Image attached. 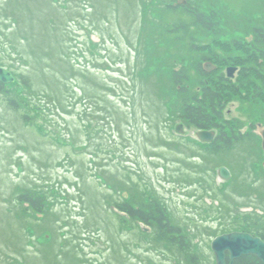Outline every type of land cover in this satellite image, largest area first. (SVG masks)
<instances>
[{"label": "rangeland", "instance_id": "1", "mask_svg": "<svg viewBox=\"0 0 264 264\" xmlns=\"http://www.w3.org/2000/svg\"><path fill=\"white\" fill-rule=\"evenodd\" d=\"M50 1L0 0V63L27 78L34 90L28 98L23 95L33 103L30 125L23 112L0 97V245L14 254L7 247L13 246L10 236L26 229L13 214L16 191L37 188L48 192L52 212L45 222L33 224L27 264H52L59 246H67L61 251L64 264H78V259L82 264H188L184 255L149 248L141 234L124 230L113 205L123 203V195L129 198L121 191L125 180L148 187L165 203L189 232L200 264H218L215 238L234 231L241 223L238 215L249 213L259 222V214L252 213L258 207L240 208L245 191L256 183L257 160L249 156L256 155L259 144L252 138L229 150L221 146L216 154L197 130L178 121L167 124L178 99L170 72L190 69L193 98L207 80L191 69L200 59L191 50L195 44L212 58L205 69L217 72L215 83L230 67L238 68L240 74L230 82L238 89L223 90V116L231 124L227 132L243 130L253 137L257 123V134L263 133L264 101L255 102L254 95L258 91L264 98V79L254 74L258 65L249 50L241 47L234 55L232 47L235 39L244 40L242 31L253 26L251 20H261V0H188L215 19V34L193 26L181 10L166 11L162 4L169 0H74L69 24L56 20ZM178 24L190 30L174 38ZM218 56L226 63L219 65ZM156 94L168 97L164 109ZM225 164L237 174L233 187L226 188L220 172ZM243 181L248 186L234 194ZM254 197L251 193L248 199ZM45 247L57 248L55 255L47 250L35 256ZM5 262L0 257V264Z\"/></svg>", "mask_w": 264, "mask_h": 264}, {"label": "trees", "instance_id": "2", "mask_svg": "<svg viewBox=\"0 0 264 264\" xmlns=\"http://www.w3.org/2000/svg\"><path fill=\"white\" fill-rule=\"evenodd\" d=\"M70 1L72 2L70 3ZM167 2L168 3L162 4L166 11L177 12L178 10H181L193 20V26L197 27L200 30H207L208 32H213L214 34L216 33L217 24L215 22V19L207 16L206 12L202 11L197 6L192 5L188 0L186 4L182 5L179 4L178 0H169ZM75 3L76 1L74 0H52L48 4V6H50L49 11L53 12L56 15V20L59 19V21H65L66 24H69V22L67 21L69 18L68 12H70V6ZM93 7H95V5H93ZM61 14L64 15V18H62ZM18 16H14V18L12 19L13 22L15 20L17 22L19 21ZM70 17L72 18L74 16L70 13ZM52 21L56 24V26H58V22H55V19H53ZM55 24L53 25L55 26ZM153 26H155V23H153ZM175 28L176 29L174 31L172 30L171 32L172 35L175 36L174 38H179L178 35H181L183 33L187 34L190 30V28H188L187 26L183 27L181 24H178L177 26H175ZM167 30L169 29L167 28ZM263 45L264 39L262 40V46ZM57 50L60 51V48L58 47ZM191 50L196 51V54L200 57V59L195 64L193 63L191 65V69L192 71L198 72L200 77L207 79L205 82L206 84H203V88H201L200 93L196 97L192 98L189 95L190 90L188 87L190 86V69L188 67H182L180 71L174 70L170 72V81L173 85V88L171 89L173 91V94L176 93L178 99L174 103L175 112L170 113L168 117L165 118L166 123L171 124L172 122L176 123L178 121L181 124H185V126L197 129L198 131H219L224 128L222 126V122L225 120L223 116V99L225 96L223 97L219 92V87L221 85L220 80L217 79L219 83H215L214 78L216 77L215 75H217V72L210 73L208 71H205L204 69V64L213 61L212 58L204 56L201 53V50L198 49V46L196 44L191 48ZM173 62H175L176 64H183V62L177 60ZM256 63L258 66H261L258 62ZM0 66L5 67L1 63ZM255 66L256 65H254V67ZM255 70L258 71L257 69ZM11 74L16 80V83L5 86L0 82V97L4 96L5 101L7 100V103H9L10 109L14 110L17 113L23 112L24 122L27 125H30L33 119L31 117V114L32 112H34L31 110L33 103L32 100H27L26 102L23 99V95L25 96V94H27L28 98L29 94L34 92L33 86L27 78L24 79L23 77H20L18 75L16 76V74H14L13 72H11ZM135 75L136 77L139 76V74L137 73ZM21 88H23L22 91H24V94L20 91ZM44 95H47L46 97L48 99L49 97L54 96L52 94ZM156 96L159 97V103L161 105V108H163V105H166L168 102V97H161L157 94ZM154 104H156V102H154ZM26 111H28L29 115L28 113H26ZM226 134V132H222L221 136L217 138L218 142L223 138H227ZM233 146L234 144L228 145L227 147L228 149H231ZM214 153L219 154L221 153V151L215 149ZM129 177L131 179L132 176L129 175ZM123 181L120 184L121 191L125 189L124 193L128 194L129 198L127 197L128 200L127 198L125 199L123 195V203H115L113 207L116 211L115 215L118 218V222L123 226L124 230H128L134 235L141 234L142 238L150 244L148 245L149 248H158L157 250L159 251V248L164 247V249L168 251L172 250L180 253L181 255H184L188 264H200L199 257L194 250L193 243L192 241H190L189 232L183 230V228L177 224L176 217L174 219L173 216L168 213V208H166L165 203L161 201L160 198L156 197L148 189V187L145 186L143 189L140 183H136V185L134 184V186H131L128 185L125 180ZM111 188V190L113 191H120L116 188ZM16 193L17 194L14 198V204L17 205V208L15 210V213H12L16 215V218L20 219L22 226H26V229L23 228L21 235L12 232V235L10 236V242L13 246L7 247L14 249V254L7 252L5 250L6 248L0 245V257H3L6 260V264H27L25 260L29 256L27 254V249L29 246L34 244L33 239H35V235L33 233L31 234V229H35V226L33 224H38L39 222L43 221L45 222V217L51 215L50 213L52 212V202L48 196V192L45 191V189L43 190L36 188L33 190H26L24 192L16 191ZM147 228L151 231L146 232L145 230ZM238 228L242 229L241 227ZM245 228L246 232L253 233L250 227L245 226ZM24 231H27L30 237L27 233L26 237H24ZM256 233L257 236L261 237L260 230H258ZM59 247L62 248V252L64 249H67L65 248L67 246ZM45 248L46 249L44 251L42 250V248H38V251L35 252L37 253L35 256L41 258V254L43 253L42 255H44V252H46L47 250H50L49 256L51 255V253L53 256L55 255L54 252L57 250V248ZM61 251L59 252L58 257H56L58 258V260L50 259V262L52 264H64V259L62 258L64 254H62ZM116 252L117 251L114 249L113 254H116ZM65 256L70 259L73 258L70 254H67ZM245 261L248 264H262L255 258H249ZM77 262L78 264H82L79 262V259L77 260ZM241 262L243 261H239L238 263L241 264Z\"/></svg>", "mask_w": 264, "mask_h": 264}, {"label": "flooded vegetation", "instance_id": "3", "mask_svg": "<svg viewBox=\"0 0 264 264\" xmlns=\"http://www.w3.org/2000/svg\"><path fill=\"white\" fill-rule=\"evenodd\" d=\"M261 8L257 11L259 14H258V19H261L260 21L256 20H251L249 22V25L252 24L253 26L250 27V29H247V30H244L242 32H244L246 35H244V40H242L241 38L232 43V47L234 48V55H236L237 51L239 50V48H247L249 50V54L251 53V55H253V58L256 59V62H258L261 66H255L254 68L257 69L258 71L257 72H254L255 75H257L260 78H263L264 79V45L262 46V40L264 39V2L263 0H261ZM247 58V57H246ZM220 62V63H219ZM209 63V62H207ZM206 63V65H207ZM217 63L220 65L221 63H226L225 60H220L219 56L217 57ZM204 65V69H205V66ZM263 68V69H262ZM206 70V69H205ZM208 71V70H207ZM227 76L225 75H221V78H219L220 80V87H219V92L220 94H222V96L224 97L225 94L223 90H225L227 87H230V88H233V89H238V86L237 85H233L232 82L236 76H238L241 72V70H239L238 68H234V67H230V69L227 70ZM231 71V72H230ZM208 72H212V71H208ZM244 72V70H243ZM213 73V72H212ZM231 73V74H230ZM247 73L249 74V72H244V74ZM230 83V84H228ZM227 85H230V86H227ZM254 97L256 98V101L255 102H258L259 100H263L264 101V98H262V93L261 92H258L254 95ZM225 98V97H224ZM224 101V99H223ZM224 105V104H223ZM225 111V110H223ZM230 113V112H229ZM225 116V115H224ZM224 123H222V126L224 127L223 129H221L223 132H226V136L227 138H223L221 141L218 142V137L220 136H217L215 134V137L213 138L214 140H212L211 142H204L205 144L209 145V147H207L208 151H213L215 149H218L220 150L221 146H222V150H229L228 149V145H236L239 146L241 144H244V143H249V139H257V143L259 144V151L256 153V155L254 156L253 154L249 156V158H253V160H257V164H256V171H257V177H256V183H253L254 185L252 187H249L246 191H245V194H248V195H244V202H242V207L240 208H243V209H247L248 207H258V211H255L253 210L252 213H257L259 214L260 218H259V222H257L256 220H252L251 219V216L249 215V213H246V214H241V215H238V216H241V223H237V227L235 226V230L232 231V232H228L226 234H237V233H241V234H246V235H250L252 236L253 238H256V239H261L263 242H264V132L261 133V134H257V129H258V126H257V123L254 125L255 127H252L254 128V131H253V134H255L253 137L251 135H247L246 133L247 132H244L243 130L240 131L239 133H236V131H234L232 133L231 136H229L228 132L229 130H231V124H229L228 122H226L225 120L223 121ZM251 128V129H252ZM219 130V131H221ZM214 133H217V131H215ZM201 141V140H200ZM214 149V150H213ZM238 149V148H237ZM229 152H233V151H229ZM259 161V162H258ZM224 168H226L228 170V172H230V176H227L228 178H225L227 181H226V188L227 187H233L234 184H236V180H237V174L236 172L233 171L232 167L229 166L228 164H225L223 166ZM223 167H221L220 169H223ZM246 184V185H245ZM240 184L238 183V186L234 188V194H235V189H240L241 187L243 188H246L248 186V183L247 181H243L242 184L239 186ZM245 186V187H244ZM220 187H224L223 186H220ZM239 193H242L244 191H238ZM251 193L253 194V196H256L254 197L255 199L253 201H250L248 199V197L251 195ZM262 204V206H261ZM239 218V217H238ZM240 219H237L235 220L236 222L239 221ZM259 223H260V227H259ZM245 226H248L250 227V229L253 231V233L251 232H246L245 231ZM238 227H241L242 229H239ZM260 230L261 231V237L257 236V231ZM225 234V235H226ZM224 235V236H225ZM216 257V256H215ZM249 258H255L257 261H259L260 263L264 264L263 261H260L258 258H256L255 256L253 255H250L249 257H241L239 258L238 260L234 261L235 264H239L238 262L239 261H243L241 262V264H248L246 263L245 260L249 259ZM231 260H230V253L227 252L226 254V258H225V264H231Z\"/></svg>", "mask_w": 264, "mask_h": 264}, {"label": "water", "instance_id": "4", "mask_svg": "<svg viewBox=\"0 0 264 264\" xmlns=\"http://www.w3.org/2000/svg\"><path fill=\"white\" fill-rule=\"evenodd\" d=\"M0 82L4 85H8L15 83V80L9 71L0 68ZM200 138L204 142H211L214 140V135L211 132H204L200 134ZM222 172V176H229V173L226 170H223ZM212 249L217 256V263L219 264H225L227 252L230 253L231 264H235L234 261L243 256L249 257L250 255H253L260 261L264 262V242L261 239L253 238L249 234L237 233L217 238Z\"/></svg>", "mask_w": 264, "mask_h": 264}]
</instances>
